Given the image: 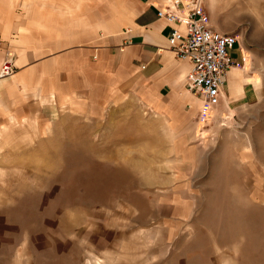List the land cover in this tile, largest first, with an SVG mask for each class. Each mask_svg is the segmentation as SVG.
Returning a JSON list of instances; mask_svg holds the SVG:
<instances>
[{
	"label": "rangeland",
	"instance_id": "rangeland-1",
	"mask_svg": "<svg viewBox=\"0 0 264 264\" xmlns=\"http://www.w3.org/2000/svg\"><path fill=\"white\" fill-rule=\"evenodd\" d=\"M205 6L258 88L202 114L147 94L119 46L64 70L76 92L45 98L29 135L0 118V264H264V0Z\"/></svg>",
	"mask_w": 264,
	"mask_h": 264
},
{
	"label": "crops",
	"instance_id": "crops-1",
	"mask_svg": "<svg viewBox=\"0 0 264 264\" xmlns=\"http://www.w3.org/2000/svg\"><path fill=\"white\" fill-rule=\"evenodd\" d=\"M21 2L19 14L14 0H0V53H13L16 65L11 76L0 78V118L23 124L24 134H30L29 122L45 119V98L76 92L63 81L64 70H91L90 58L99 57L98 66L116 46L122 52L119 56L138 69L146 93L173 99L179 107L198 99L186 89L190 62L178 59L168 47L172 24L156 16V7L164 0L70 1L67 5L53 1L51 8L47 1ZM246 54L249 64L226 73L222 98L228 93L229 102L245 97L247 81L258 88L248 50Z\"/></svg>",
	"mask_w": 264,
	"mask_h": 264
},
{
	"label": "built area",
	"instance_id": "built-area-1",
	"mask_svg": "<svg viewBox=\"0 0 264 264\" xmlns=\"http://www.w3.org/2000/svg\"><path fill=\"white\" fill-rule=\"evenodd\" d=\"M206 0H165L155 10L157 18L172 24L167 33L169 49L181 60L190 62L186 84L202 105L201 113L216 107L222 98L226 73L232 67H242L245 54L238 47V35L216 29L205 6ZM238 47L240 58L229 51ZM14 58L7 55L0 65V77L15 71Z\"/></svg>",
	"mask_w": 264,
	"mask_h": 264
},
{
	"label": "bare ground",
	"instance_id": "bare-ground-1",
	"mask_svg": "<svg viewBox=\"0 0 264 264\" xmlns=\"http://www.w3.org/2000/svg\"><path fill=\"white\" fill-rule=\"evenodd\" d=\"M243 51H244V54H245V63H247V64H249V62H250V58L247 56V54H246V50L243 48ZM237 69H240V68H237ZM201 103V102H200ZM201 105V104H200ZM201 108H202V106H201Z\"/></svg>",
	"mask_w": 264,
	"mask_h": 264
}]
</instances>
